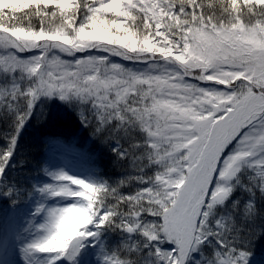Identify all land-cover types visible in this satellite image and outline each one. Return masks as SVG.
<instances>
[{"label":"snow or ice","instance_id":"6c2138e0","mask_svg":"<svg viewBox=\"0 0 264 264\" xmlns=\"http://www.w3.org/2000/svg\"><path fill=\"white\" fill-rule=\"evenodd\" d=\"M53 98L125 175L52 174L35 192L74 202L35 209L45 235L27 252L76 264L110 231L102 264H248L264 198V0H0V116L14 129L0 198L13 204L33 194L9 177L19 132Z\"/></svg>","mask_w":264,"mask_h":264},{"label":"trees","instance_id":"16d2710c","mask_svg":"<svg viewBox=\"0 0 264 264\" xmlns=\"http://www.w3.org/2000/svg\"><path fill=\"white\" fill-rule=\"evenodd\" d=\"M12 119L11 116H0V148H6L5 136L14 131L11 127ZM61 147H65L64 154L57 152ZM61 155L63 158L61 157L59 163L56 159ZM18 159L31 163L28 164L30 167L26 169V174L22 176L23 180L16 175L13 177L16 183L23 187H32L35 183L38 187L53 184L55 181L52 174L66 173L67 170L68 175L89 182L107 180L111 183L125 175L123 168L117 164L112 147L94 139L89 130L81 124L76 112L56 98L41 100L32 118L19 132L13 163ZM44 169H47V172ZM234 198L239 199L242 205L249 199L248 194L240 189L234 193ZM25 201L24 199L14 205L20 204L21 208ZM256 207L255 219L246 222L250 229L259 233L251 242L248 264H264V198L256 201ZM236 222L242 223V217H238ZM103 240L105 249L99 247L102 248V258L107 249L115 247L119 236L108 231L102 235L100 242L103 243ZM214 243L213 241V245ZM203 251L207 254L210 248L206 245Z\"/></svg>","mask_w":264,"mask_h":264},{"label":"rangeland","instance_id":"374dc122","mask_svg":"<svg viewBox=\"0 0 264 264\" xmlns=\"http://www.w3.org/2000/svg\"><path fill=\"white\" fill-rule=\"evenodd\" d=\"M65 151V147L57 149L59 154H64ZM61 157L62 155L56 159L59 163H61L60 159L63 158ZM13 164L16 165V167L10 166V179L16 182L13 178L16 175L23 180L22 176L26 174V169L30 167L29 165H31V163L26 160L18 159V161ZM25 188L32 190L34 193L35 189L39 187L35 183L32 187ZM25 200L26 201L20 208V204L15 206L12 204V201L6 198H0V264H5L4 258L8 255L6 253L8 248H11V251L15 253L11 258L14 264H31L29 261L33 264H49V261L52 259L49 254L27 252L28 245L45 235V233L39 231V227L46 222L47 218L43 214L36 215L35 209L42 204L47 208H51L67 206L74 202L73 200L41 196L40 194H32ZM104 243L105 240H103V243L101 242V247ZM100 251L99 243L95 248L89 247L85 249L81 255L77 257L76 264H102V257L99 255ZM195 256L197 260L201 259L200 253H196ZM58 264H71V262L65 259L58 262Z\"/></svg>","mask_w":264,"mask_h":264}]
</instances>
